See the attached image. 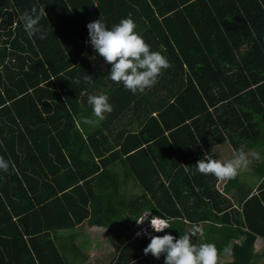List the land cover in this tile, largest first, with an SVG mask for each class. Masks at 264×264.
<instances>
[{"label":"trees","instance_id":"16d2710c","mask_svg":"<svg viewBox=\"0 0 264 264\" xmlns=\"http://www.w3.org/2000/svg\"><path fill=\"white\" fill-rule=\"evenodd\" d=\"M33 4L45 6V39L19 20ZM129 17L171 64L135 95L108 78L87 28ZM101 94L113 112L96 127L78 123ZM225 142L259 154L249 165L255 189L235 178L221 192L196 172ZM0 156L11 162L0 171V264L77 262L82 236L65 232L81 226L104 229L116 251L107 264H165V254L144 255L151 237L179 239L200 223L194 244L230 245V264H264V249L255 251L264 242V0H0ZM127 180L140 195L122 193ZM143 212L170 228L135 239Z\"/></svg>","mask_w":264,"mask_h":264},{"label":"clouds","instance_id":"9594fccd","mask_svg":"<svg viewBox=\"0 0 264 264\" xmlns=\"http://www.w3.org/2000/svg\"><path fill=\"white\" fill-rule=\"evenodd\" d=\"M45 15V6L36 4H33L30 10L20 14L19 20L29 37L46 38L47 33L40 25ZM136 27L137 25L130 17L120 20L111 29H108L101 19L87 25L89 42L94 52L111 65L108 78L116 84H122L125 90L133 95L150 90L158 82L163 71L171 67L164 55L151 50L150 45L137 33ZM83 81L88 85L94 83L90 75H85ZM76 83H80V80L77 79ZM88 104L92 106V117H80L78 121L80 124L99 126L105 120L106 114L113 112V106L105 94L90 95ZM250 156L255 160L260 159L258 153L247 152L244 145H241L234 151L233 157L226 162L211 158L199 160L195 170L205 176L212 175L219 181L234 180L242 170L249 167L252 162ZM10 166L11 162L0 156V171L7 173ZM185 171H189L187 166ZM140 218L136 220L137 224L141 225L134 232L135 238L148 239L154 233H161L170 228L165 217L150 216L148 212L146 217L141 215ZM199 233H201L200 227L194 225L179 239L171 234H165L162 237L152 236L150 243L144 249V255L151 254L159 259L162 254H165V264H218L219 253L215 244L193 243L192 238L197 237ZM224 251L227 253L229 249L225 248Z\"/></svg>","mask_w":264,"mask_h":264},{"label":"rangeland","instance_id":"374dc122","mask_svg":"<svg viewBox=\"0 0 264 264\" xmlns=\"http://www.w3.org/2000/svg\"><path fill=\"white\" fill-rule=\"evenodd\" d=\"M91 63H93L95 68L98 69L99 71H103L105 69V65H103L99 61H95L94 59H92ZM217 147L215 148V151L218 152V154H220V156L226 158L223 161L220 160V158H219V161L226 162L227 160H229L233 157L234 152L228 143H222V144H220V146H217ZM252 151L253 150H251L249 152H252ZM252 172H253V169H252V167L250 168V166L246 170H242L240 172V174L236 177L239 184H241L240 182L243 183V181H246L249 186H252L253 188H255L257 185V182L255 183L254 178L251 176ZM117 173H118V176H121L119 171H117ZM225 183H226V181H219L218 188L221 192L223 191V189H225ZM121 186L123 187L122 193H124V195L127 198L131 197V196L135 197V196H138L141 194V190H140L139 186L136 185L135 183H133L132 180L131 181L127 180L124 184L121 183ZM231 194H229V195H231ZM147 214H148V212H143L142 215H143V217H146ZM139 219H141V218L139 217L137 220H139ZM139 225H141V224H137V222H136L134 225L135 226L134 228H138ZM202 225L203 224L200 223L198 226L202 227ZM192 227H193L192 225L187 224L185 227V230L187 232H189ZM86 229H87L86 226H81L80 228H77L73 231H67V232H65V234H73V233L81 234L82 237L79 240H77V242H75V243H78V247L81 249L82 254H85L87 252L85 255H87V260H88L87 262L89 264H107L108 261L110 260L111 256H112L111 253L113 251V248L108 245V242L105 239V236L103 235L104 229L102 228L100 230H97V237H96L95 233L89 234ZM135 231H137V229H135L133 232H135ZM149 236H151V234ZM133 237L135 238L134 234H133ZM197 237L199 238V235ZM216 239L218 240V238H216ZM92 246L95 247V251L92 250ZM258 247H259V243L257 242L255 245V251L256 252H258ZM90 248H91V250H90ZM221 255L223 256V262L222 263L228 264L230 262V260H228V258L230 256L229 251L227 253L223 252ZM96 257H97V262H96ZM252 261H254L255 263H258V264L263 263V260L261 257L255 258V259L253 258Z\"/></svg>","mask_w":264,"mask_h":264},{"label":"crops","instance_id":"0c3cea01","mask_svg":"<svg viewBox=\"0 0 264 264\" xmlns=\"http://www.w3.org/2000/svg\"><path fill=\"white\" fill-rule=\"evenodd\" d=\"M226 143V142H225ZM217 146H220V144H216V145H214V147H213V152H216L215 151V148L217 147ZM218 148V147H217ZM226 150V149H225ZM216 153H218V152H216ZM227 156V155H226ZM230 156V155H229ZM251 157V156H250ZM249 157V158H250ZM218 158H220V160H224V159H226V158H224V157H222V156H220V154H218ZM217 160H219V159H217ZM214 181H216L215 183H216V187L218 188V184H219V180H217L216 178L215 179H213ZM212 180V181H213ZM213 181V182H214ZM219 189V188H218ZM217 189V190H218ZM255 189V188H254ZM192 226H194V225H192ZM100 229H102V228H99L98 230H100ZM200 229H201V227H200ZM87 232L89 233V234H93V233H95L96 234V237H97V227L96 226H92V227H87ZM203 231L201 230V233H202ZM62 233H64V232H57V234H56V236H60V238H56L55 237V242H56V245H57V248H58V251H59V253H60V255H61V257H62V260L64 261V262H68V258L70 257V249H69V247H70V245L68 244V243H65L64 241H63V239H62ZM103 235H104V230H103ZM105 236V235H104ZM138 237H136V239H137ZM67 239V238H66ZM105 239H106V237H105ZM140 239H142V238H138L137 240H140ZM260 241L258 242L259 243V247H258V249H261V248H263L264 249V242L263 241H261V239H259ZM77 246H78V243H75ZM109 245V244H108ZM110 247H112L113 248V246L110 244L109 245ZM225 248H227V249H229L230 248V245L229 246H225L224 247V245H223V249H221V253H219V260H218V264H227V263H222L223 262V256L221 255L223 252H225L224 251V249ZM90 250H91V248H90ZM92 250H94L95 251V247L94 246H92ZM69 252V253H68ZM80 252H81V249H80ZM97 252V251H96ZM116 251L113 249V251H112V256H111V258H110V260H112L113 258H115L116 257V253H115ZM87 253V252H86ZM85 253V254H86ZM89 253V252H88ZM85 254H82L81 255V257H80V260L78 261V262H74V261H71V260H69L70 262H68V263H71V264H89L87 261V255H85ZM82 256H83V258H82ZM97 256V255H96ZM228 260H230V262L228 263V264H230L231 262H232V258H231V256H229V258H228ZM95 261V260H94ZM96 262H97V257H96Z\"/></svg>","mask_w":264,"mask_h":264}]
</instances>
